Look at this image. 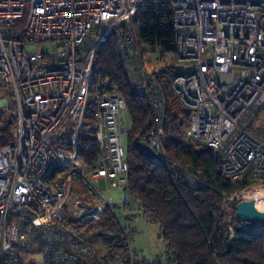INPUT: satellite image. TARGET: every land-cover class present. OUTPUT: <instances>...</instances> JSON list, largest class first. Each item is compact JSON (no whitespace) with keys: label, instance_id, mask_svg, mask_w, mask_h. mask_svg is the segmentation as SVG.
Segmentation results:
<instances>
[{"label":"built area","instance_id":"built-area-1","mask_svg":"<svg viewBox=\"0 0 264 264\" xmlns=\"http://www.w3.org/2000/svg\"><path fill=\"white\" fill-rule=\"evenodd\" d=\"M147 7L172 30L170 62L163 44L137 36ZM110 36L130 87L151 105L138 143L164 154L165 81L191 113L186 135L221 153V176L250 182L224 200L239 202L264 184V142L248 131L264 104V0H0V87L10 90L16 118L15 142L0 148V264H23L26 254L47 264L96 263L77 227L110 204L98 181L128 185L126 103L100 77L96 55ZM162 65L170 71L160 79ZM87 125L98 147L93 166L78 157ZM173 170L190 186L204 182L190 167ZM82 188L100 204L86 211Z\"/></svg>","mask_w":264,"mask_h":264},{"label":"trees","instance_id":"trees-1","mask_svg":"<svg viewBox=\"0 0 264 264\" xmlns=\"http://www.w3.org/2000/svg\"><path fill=\"white\" fill-rule=\"evenodd\" d=\"M149 11L147 7L140 15L142 22L137 27L139 40L163 44L165 52L171 53V28L163 21L164 16L159 17L164 22L160 25ZM96 55L100 77H108L117 86L131 120L126 147L128 185L123 190L126 196L128 193V198L118 206L125 213V208L129 209L124 217L126 222H132L135 216L140 215L159 230L166 258L137 259L130 248L133 230L122 225L112 204H105L98 222L89 226L80 223L77 227L78 232L95 247L98 240H103L105 254H98L96 249V263L81 261L79 264H98V261L102 264H264V224L236 219L235 206L238 202L232 201L227 205V200L222 196L223 193L230 195L248 187V179L243 176L230 181L218 173L221 153L186 135L191 113L179 101L170 85L161 80L167 137L164 154L157 156L154 153V158H151L145 152H140L138 136L152 115L150 102L130 87V76L118 58L114 36L105 40ZM161 68L158 71L160 79L170 71L167 65ZM13 112L12 107L9 112L0 109V148L10 146L16 140ZM257 112L253 115L254 121L259 115ZM86 119L91 120V115L87 114ZM254 121L248 131L264 142V130L260 134L252 132ZM97 153L93 129L87 125L85 136L80 141L78 157L86 166H93ZM176 164L190 167L197 178H203V184L190 186L181 173L173 170ZM95 201L94 206L100 204L98 200ZM21 260L24 258L21 257Z\"/></svg>","mask_w":264,"mask_h":264},{"label":"rangeland","instance_id":"rangeland-1","mask_svg":"<svg viewBox=\"0 0 264 264\" xmlns=\"http://www.w3.org/2000/svg\"><path fill=\"white\" fill-rule=\"evenodd\" d=\"M51 47H53V45L51 44L45 45V48L48 50L51 49ZM164 58L166 61L170 62L172 59V54L167 53L164 55ZM176 66L180 67L181 63H176ZM2 100H6L7 103L3 106H0V109L3 111L5 110L9 112L11 108L12 99L10 96V90L5 87L2 89L0 88V103L2 102ZM260 108L261 110L257 112ZM260 108L254 112V114L256 112L259 113L255 121H254L255 116L252 117L248 121V128L252 125V122L254 121V127H253L254 131L252 132H258L259 134L262 133L261 131L264 130V104ZM123 116H124L126 125L129 127L131 125V120H130L128 113L124 112ZM123 144L127 147V135L124 137ZM95 186L97 190L100 192V194L110 203V205L112 204L111 206L115 207V210L118 213V216L121 220L122 225L124 224V227L126 226L129 228V230H133V236L130 241V248L134 252L135 257L137 259L144 258L146 260H149L150 258L152 260H154L155 258H160V257L166 258L165 246L159 234V230L157 228L149 225L146 222V220L143 219L140 215L135 216V219L132 222L125 221L124 217H125V214L129 213V209L125 208L126 210V213H125L124 210L121 211V207L118 205H121L122 203L126 201V199L128 198V193L126 192L127 194L126 196L123 191L112 188L109 184L107 185L105 181L103 180L98 181V183ZM250 188H251L250 190L264 188V184H255L254 187H250ZM240 190L242 189H238L237 191H240ZM80 191L82 193L81 199L83 200V207L87 211L94 206L95 200L94 198L92 199V196L86 190L80 189ZM246 196L247 195H245L242 200L247 199ZM97 200L98 199L96 198V201ZM229 202H232V201H227L228 203L227 205H229ZM85 210L83 212L84 214H85ZM102 211H103V208H102ZM100 216L101 214L98 216V219L95 221H88L86 220L87 219L86 215H84L81 218V223L82 224L85 223L86 226L93 225L94 223L99 221ZM93 247L95 250L98 249V254L100 253L101 255L104 256L105 248L103 245V240H98L96 242V247L94 245ZM22 257L24 258L23 264H47L43 260V258L37 254H26ZM115 264H120V263H115Z\"/></svg>","mask_w":264,"mask_h":264},{"label":"water","instance_id":"water-1","mask_svg":"<svg viewBox=\"0 0 264 264\" xmlns=\"http://www.w3.org/2000/svg\"><path fill=\"white\" fill-rule=\"evenodd\" d=\"M137 147L140 152H145L151 158H154V153L145 144L138 143ZM235 217L243 222L264 224V211H260L256 208L253 199L239 201L235 206Z\"/></svg>","mask_w":264,"mask_h":264},{"label":"bare ground","instance_id":"bare-ground-1","mask_svg":"<svg viewBox=\"0 0 264 264\" xmlns=\"http://www.w3.org/2000/svg\"><path fill=\"white\" fill-rule=\"evenodd\" d=\"M247 199H253L258 210L264 211V188L248 191Z\"/></svg>","mask_w":264,"mask_h":264},{"label":"crops","instance_id":"crops-1","mask_svg":"<svg viewBox=\"0 0 264 264\" xmlns=\"http://www.w3.org/2000/svg\"><path fill=\"white\" fill-rule=\"evenodd\" d=\"M151 259V258H150Z\"/></svg>","mask_w":264,"mask_h":264}]
</instances>
